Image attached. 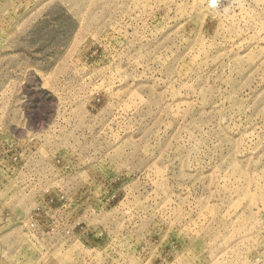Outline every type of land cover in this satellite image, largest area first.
I'll use <instances>...</instances> for the list:
<instances>
[{
  "label": "rangeland",
  "instance_id": "rangeland-1",
  "mask_svg": "<svg viewBox=\"0 0 264 264\" xmlns=\"http://www.w3.org/2000/svg\"><path fill=\"white\" fill-rule=\"evenodd\" d=\"M0 264H264V0H0Z\"/></svg>",
  "mask_w": 264,
  "mask_h": 264
}]
</instances>
